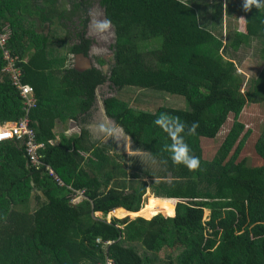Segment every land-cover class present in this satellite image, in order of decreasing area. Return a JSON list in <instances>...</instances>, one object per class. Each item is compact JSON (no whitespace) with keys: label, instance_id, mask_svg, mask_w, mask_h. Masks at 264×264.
<instances>
[{"label":"trees","instance_id":"16d2710c","mask_svg":"<svg viewBox=\"0 0 264 264\" xmlns=\"http://www.w3.org/2000/svg\"><path fill=\"white\" fill-rule=\"evenodd\" d=\"M37 1L34 6L30 0H20V5L0 0V19L9 8L10 15L21 14L5 21L12 28L8 46L15 56L30 57L24 82L34 88L37 104L28 117L37 141L45 144L43 162L65 184L85 188L91 202L70 205L45 169L27 162L24 143L0 142V264H104L107 258L114 264H264V131L252 148L261 165L250 166L242 155L249 130L241 136L245 125L239 120L246 105L264 103V8L241 10L232 40L222 49L221 35L200 21L198 1L194 6L181 0H92L115 28L113 56L108 63L97 60L108 72L93 68L78 73L66 69L67 53H86L88 40L80 38L82 45L66 46L55 56L51 45L56 41L49 40L47 28L37 29L32 17L49 22L50 31L57 22L63 27V21L78 17L84 29L86 0L71 1L69 11L60 0ZM252 38L263 43V65L243 89L228 48L235 52ZM3 65L0 51V72ZM59 71L61 90L48 81ZM106 81L126 97L130 90H151L186 101L188 110L147 108L126 97L104 99L106 115L137 150L157 160L160 173H134L132 182L126 181L127 169L109 154L108 144L90 145L85 131L71 138L53 132L56 119L85 114L96 88ZM67 107L70 112L63 114ZM160 112L188 126L198 123L196 133L185 136L200 160L197 170L168 159L165 145L170 141L154 124ZM25 115L19 91L3 76L0 123H15ZM230 118L228 131L210 153L209 144ZM90 151L89 158L80 154ZM112 182L122 184V190H101ZM31 184L44 198L33 197ZM148 190L157 206L150 199L143 206ZM171 199L180 201L175 214ZM96 212L103 218H95ZM124 213V218L115 217ZM109 214L114 216L108 222L104 216Z\"/></svg>","mask_w":264,"mask_h":264},{"label":"rangeland","instance_id":"374dc122","mask_svg":"<svg viewBox=\"0 0 264 264\" xmlns=\"http://www.w3.org/2000/svg\"><path fill=\"white\" fill-rule=\"evenodd\" d=\"M187 4L192 3L194 6H196L199 10V17L202 24L206 25L210 29L215 30V34L217 36L221 35V43H222V49L224 46L227 47V45L231 42L232 37L230 38V33L237 29L238 26V16L239 12L242 10L241 7V0H181ZM65 6V9L69 10L71 9V2L64 1L62 3ZM31 5V4H30ZM88 16V24L86 28V35L88 38L92 39V42L95 45V48L98 50H105L106 52H100L97 54H94V52H91V59L94 61L95 67L105 72H108V67L100 68L97 60L95 61V58H101L102 60L107 59V62L111 61V58L113 56V45L115 43V36L112 29V26L105 32L100 33L97 32L94 29V23L96 21H102L105 19L103 9L100 8L97 4H93L90 9H88L87 12ZM26 21V20H25ZM29 22V20H27ZM30 23V22H29ZM56 26H53L51 28L50 34L48 33V36H50V39L52 43L55 44L51 45L53 54L55 56H60L62 51H66L67 47L65 45V37H67L68 44H72L76 40V35L79 33L81 26H80V19L74 18L72 20L63 21V27L60 26V24L57 22ZM69 36V37H68ZM108 37L106 40H103V37ZM93 45V46H94ZM150 47H153L154 45H149ZM263 48V43H261L259 40L250 39L248 43L237 51H228L230 53V57L234 60V62L237 65L238 74L244 79V86L243 89H247L250 86V82L253 78L256 77L259 70L262 68L263 61L261 59V49ZM94 50V49H93ZM29 56V55H27ZM107 82V81H106ZM109 90H105L104 88L101 89V98L105 99L107 97H115L117 96L120 99H125L126 93L122 92L120 93L115 87H113L110 83H108ZM139 91V90H130L129 96L126 98L130 100H138L139 102H142L144 107L147 108H155V106L161 107H169L174 109H181V110H188V105L184 98L180 96H174V95H168L162 92L158 91ZM119 95V96H118ZM95 110L91 114V118L94 119ZM93 115V117H92ZM90 118V119H91ZM239 120L242 124L245 125L244 131L241 133V136L247 134V130H249V133L247 135V139L245 141V144L243 146V152L242 155L245 154V157L247 158V162L250 166H256L261 165V161H259L258 157L253 153V143L256 142L257 139H259L262 135H260L264 131V103L262 105H254V104H248L243 109ZM231 118L228 120L227 124L222 128L221 134L213 140L211 144H209V150L210 153L213 152L215 148L216 141H221L223 138V134H226L228 131L230 125H231ZM57 134V133H56ZM98 137H100L99 140H105L108 137H105V135H100L98 133ZM117 141L119 143V151L122 152L121 148H123L124 153L126 156L125 163L128 167L126 172V181L131 180V175L134 173L139 174V176L144 177L143 175L145 173H153L158 174L161 171V166L151 156H149L148 153H144L142 151L137 150L135 147H131V145L128 143V141L123 137L120 133L115 134ZM221 136V137H220ZM204 141H208L206 139H202ZM249 149V153L246 152ZM120 154V155H122ZM120 161V160H119ZM169 179V176L167 177V180ZM146 181H149L145 179ZM166 180V181H167ZM170 180V179H169ZM132 182V181H130ZM129 182V183H130ZM168 182V181H167ZM152 195L150 190L146 192V195L144 197V203L147 202L148 197ZM151 201L155 202V205L157 206L156 198L151 197ZM144 206V205H143ZM127 213L124 214H116L115 217L121 219L126 217ZM208 211L205 212V216H208ZM95 218H103L102 214H94ZM114 215H108L107 217L104 216V220L109 221L111 217ZM163 217H167L164 215H161ZM138 217V216H137ZM130 218H135V215H130Z\"/></svg>","mask_w":264,"mask_h":264},{"label":"crops","instance_id":"0c3cea01","mask_svg":"<svg viewBox=\"0 0 264 264\" xmlns=\"http://www.w3.org/2000/svg\"><path fill=\"white\" fill-rule=\"evenodd\" d=\"M64 1L71 2L73 0H60V4H62ZM8 2H10L11 4H19L20 5V0H3V3H8ZM21 2H23V0H21ZM38 2L39 1L36 2V0L35 1L34 0H30V3H33L34 6L36 4H38ZM94 4H97L98 5V3L96 1H94ZM64 8H65V6H64ZM9 9H5V11L1 15L3 17V20L0 19V30L4 34H7L8 36H11V34H12L11 25L8 24V23H5V21H7V20L12 21V20L15 19V17H18V16L20 17L21 14L18 11L17 12L16 11H13L11 13H14L15 12V15L14 16L13 15H10ZM66 10L69 11V8L66 9ZM32 20H33V23L32 24H34L37 27V29L47 28L46 29V34H48L50 32L49 22L43 21L37 14L33 15ZM22 25H24V24H22ZM25 27H26V25L23 28H25ZM65 38H66L65 39V42L67 43V37H65ZM1 58H2V62H3L4 65H3V68L1 69V72H0V79H2L3 76H7L9 78L10 82H11L10 76L4 71V68H5L6 63H5L2 55H1ZM24 58L25 59H20L21 62L19 64H17L18 69H19V72H20V75H21V82L23 84H26V85L31 86L30 84L24 82V78H25V76H24V67L27 65L28 60H29L30 57L29 56H25ZM69 59H70V55H69V58H68V61H67V67H66V69L69 66ZM60 72L61 71H59V73H56V72L55 73H51L50 74V79L48 80L49 83L52 84V85H54L55 88L58 89V90H61V85H60L61 84V82H60V79L61 78L60 77L62 76V74H60ZM84 72H86V71H84ZM84 72H78V73H84ZM11 84H12V82H11ZM33 90H34V88H33ZM57 95H61V91L57 92ZM34 97L36 99L35 91H34ZM72 98H70V99H72ZM36 104H37V99H36ZM69 110H70V108L67 107V108H65L63 110L62 113L65 114L66 112H70ZM74 114L75 113H73V112L70 113V114L67 113L65 115V117H64L65 119H63L62 121L60 119H56L55 120V126L53 128V132L55 134L57 133L56 134L57 136L58 135H63L65 138H71V137H78V136L81 135L82 131H85L87 133V135H88V137H87L88 143H90V145H94L95 147H98V148L101 147L103 141L102 140H99L100 137H95L94 136V135L99 136L98 135L99 132L97 131L96 126L95 125L93 126L94 119L91 118V112H89V110H88L85 114H77L76 116ZM71 116H75V117H71ZM90 118H91V120H90ZM5 123H8V122H5ZM88 123H89V125H88ZM90 128H91V132H90ZM93 133H94V135H93ZM90 153H91V151L88 152V153L87 152H80V154L84 158H89L90 157ZM56 176L61 180L62 184L61 185H58L57 182L54 179L53 180H54V182L57 184V186L59 188H61L62 190L64 189L62 191L61 195L67 198V200H68L67 203H69L72 206H78V205H80L82 202H79L77 204H71L70 203V198H71V194H72V192H71L70 189H74V190H84L85 193L87 192L86 189L85 188L75 189L71 185L65 184V182L63 181V179L60 178L57 174H56ZM31 188H32V195H33V197H35V195H40V197L44 198V195L41 192V190L38 189L34 184H31ZM114 188H116L118 190H122L123 187H122V184L120 185L117 182L116 183H113L112 182L106 188L105 187H102L101 190L107 192L109 189H114ZM151 197H154V195H150L148 197V199H150ZM154 198H156V197H154ZM148 199H147V202H148ZM86 200L89 201V202H91L90 200H88L87 196H86ZM172 200L174 201L173 202L174 203V211H173V214H175L176 204L179 203L180 201L177 202L178 200L176 201V199H172ZM147 202L146 203H143V205L145 206L147 204ZM142 208H143V206H142ZM93 214H102V213L96 212V213H93ZM102 217H103V215H102ZM167 217H171V216H167Z\"/></svg>","mask_w":264,"mask_h":264},{"label":"built area","instance_id":"2783aa9c","mask_svg":"<svg viewBox=\"0 0 264 264\" xmlns=\"http://www.w3.org/2000/svg\"><path fill=\"white\" fill-rule=\"evenodd\" d=\"M7 41L8 35L0 30V50L6 63L4 71L10 76L12 85L19 91L23 103V111L26 115L15 123H0V142L15 139L24 143L23 146L27 162L36 170L44 168L47 174L52 177L58 185H61V180L55 175L53 170L43 162L42 151L45 148V144L37 141L36 135L30 127V119L28 117L29 112L36 107L34 90L31 86L21 82V75L17 66L21 60L10 52ZM70 190L72 192L70 198L71 204H77L85 200L84 190ZM97 244H101L100 239H97ZM110 244L111 242L104 243V245ZM104 264H114V262L107 258Z\"/></svg>","mask_w":264,"mask_h":264},{"label":"clouds","instance_id":"9594fccd","mask_svg":"<svg viewBox=\"0 0 264 264\" xmlns=\"http://www.w3.org/2000/svg\"><path fill=\"white\" fill-rule=\"evenodd\" d=\"M241 7L242 10L245 12H249L253 8L259 10L261 8H264V0H241ZM110 27H111L110 19H104L102 21H96L94 23V29L100 33L107 31ZM9 40H10V36H8L7 43H9ZM20 59H25V58L23 57ZM154 124L158 126L166 134L168 140L170 141V143L165 145V150L168 153V159L171 160V162L174 165L183 166L189 171L197 170L200 167V160L198 157L192 154L190 146L185 141V136L195 134L196 129L199 127L198 123H193L190 126H188L179 117L172 116L167 112H160L159 114H157L154 120ZM96 129L99 133L104 134L108 137H114L115 135V129L108 123L102 122L96 125ZM85 200H86V193H85Z\"/></svg>","mask_w":264,"mask_h":264},{"label":"flooded vegetation","instance_id":"af4514ba","mask_svg":"<svg viewBox=\"0 0 264 264\" xmlns=\"http://www.w3.org/2000/svg\"><path fill=\"white\" fill-rule=\"evenodd\" d=\"M94 4V1H92V0H90V1H88V0H86V4H83L84 5V7H87L88 9H90V7L92 6ZM80 23H81V21H80ZM88 24V23H87ZM87 24H86V26H85V28L84 29H82V27H81V29H80V31H79V33L76 35V40L72 43V44H68V42H67V44H66V46L67 47H69V48H72L73 46H75V45H82L83 44V41H81V39L80 38H83V40L85 39V40H88V42H89V45H88V49H87V52L86 53H83V52H70L69 53V51H68V53H67V61H68V58H69V55H70V59H69V66H68V68H71V69H73V70H75V62H77L76 61V58H75V56L76 55H78V54H83L84 56H89L90 57V59H91V52L93 51L94 52V54H97V53H100V52H106L105 50H98V49H96L95 48V45H94V43L92 42V39H90V38H88L87 37V35H86V28H87ZM80 26H81V24H80ZM80 34V35H79ZM80 37H79V36ZM69 37V36H68ZM108 37H106V36H104L103 37V40H106ZM66 39V38H65ZM94 45V46H93ZM94 49V50H93ZM98 59H101V58H95V61L96 60H98ZM92 60V59H91ZM104 61H105V63H108L107 61V59H104ZM98 63V62H97ZM92 65H93V63H92ZM65 66L67 67V62H66V64H65ZM97 66H101V65H97ZM102 67V66H101ZM103 67H107V65H104ZM102 67V68H103ZM76 71V70H75ZM88 71V70H87ZM77 72V71H76ZM87 120V119H86ZM91 120V119H90ZM89 120V121H90ZM103 122V121H102ZM101 121H100V119H99V115H98V111H96V113H95V118H94V121H93V126L95 125H98V124H100V123H102ZM88 125H89V123H88ZM113 127V126H112ZM119 126L116 124L115 125V127H113L114 129H115V132H116V130H117V128H118ZM90 132H91V128H90ZM101 134V133H100ZM93 135H94V133H93ZM101 135H104V134H101ZM95 137H98L97 135H94ZM105 137H108V136H106L105 135ZM103 141V143H102V145L104 144V145H106V144H108L109 146H108V151H109V154L111 155V156H114L115 158V160H118V162L120 163L121 161H122V163H123V165L126 167V169H128V167L126 166V161H125V159H126V156H125V154L123 153L122 154V152H124V150H123V148H121V150H122V152H118L119 151V143H118V141H117V138H116V135H114V137H108V138H106L105 140H102ZM120 154H122V155H120ZM119 155V156H118ZM124 156V157H123ZM120 160V161H119ZM131 181V180H130Z\"/></svg>","mask_w":264,"mask_h":264},{"label":"water","instance_id":"95a60500","mask_svg":"<svg viewBox=\"0 0 264 264\" xmlns=\"http://www.w3.org/2000/svg\"><path fill=\"white\" fill-rule=\"evenodd\" d=\"M112 29H113L114 36H115V28L113 26H112ZM113 50H114V48H113ZM75 58H76V61H77V62H75V64H76L75 65V70L78 71V72H84V71L96 68L95 64H94V61L91 60L89 56H84L83 54H78V55L75 56ZM92 63H93V65H92ZM108 83L109 82L107 81L104 84H102V85H100V86H98L96 88L94 102H93L92 106L90 107L89 112H91V114H92V112L94 110L98 111L99 119H100L101 122L103 121L104 123H108L111 126L115 127L116 123L106 115V110H105V106H104V98L102 99L100 97L102 88H104L107 91L109 90ZM109 98H112V96H110ZM92 117H93V115H92ZM94 118H95V115H94ZM117 133H120L123 137H125V139L131 145V147L134 148V144L132 143L131 138L123 131V129L121 127L117 128L115 134H117ZM177 202H179V200Z\"/></svg>","mask_w":264,"mask_h":264}]
</instances>
